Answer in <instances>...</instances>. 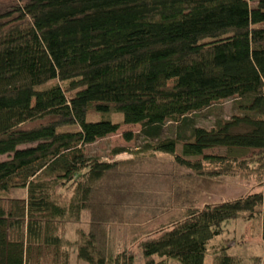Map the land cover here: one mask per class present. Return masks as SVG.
<instances>
[{"label": "trees", "instance_id": "1", "mask_svg": "<svg viewBox=\"0 0 264 264\" xmlns=\"http://www.w3.org/2000/svg\"><path fill=\"white\" fill-rule=\"evenodd\" d=\"M122 123L158 137L120 158L89 149ZM234 173L255 187L198 204ZM257 213L264 240V0L0 5V264H70L73 251L135 264L137 248L141 264H204L226 220ZM227 245L212 264L240 261Z\"/></svg>", "mask_w": 264, "mask_h": 264}, {"label": "rangeland", "instance_id": "2", "mask_svg": "<svg viewBox=\"0 0 264 264\" xmlns=\"http://www.w3.org/2000/svg\"><path fill=\"white\" fill-rule=\"evenodd\" d=\"M14 0H0V5L2 8L8 7ZM216 105L222 106L220 111L223 116L228 117L231 113V98H225L221 103ZM217 117L216 112L205 109L200 112L197 117V123L209 126L214 122V119ZM176 122L169 121L163 125L160 136H169L174 135L176 130ZM125 132H131V137L128 138L125 135ZM158 136L151 137L144 134L140 131L139 123H122L120 127L113 133L98 139L89 145V149L96 150L102 154L103 158L110 157V152L114 148L124 147L125 150L113 154V157L120 158L130 155V149L140 146L145 139L156 140ZM211 151L218 150L217 147L210 148ZM209 150V149H207ZM225 183L218 186L217 191L220 192H209L204 195L200 201L199 205H203L208 201H215L229 196L237 195L248 191L255 187L254 182L251 180L250 176H245L243 174L234 173V175H229L225 177ZM13 195L24 196L26 194L25 189L20 188L12 192ZM69 188L58 187L56 190H52L51 196L63 199L68 197ZM156 196L154 192L153 196ZM164 196V195H162ZM167 198L166 196H164ZM147 199V204L149 203L150 198L145 196ZM149 208L154 205L152 201L151 204H148ZM155 207V206H154ZM151 211V210H150ZM78 222L70 221L65 226L64 232H71L77 225ZM127 233V232H126ZM128 234V233H127ZM227 243V252L239 255L241 257L240 261L237 264H256L264 263V240L262 236V214H256L251 219H241V218H230L224 222V230L222 233L216 235L213 239L210 240V251L206 252L204 258V264H212V247L216 244ZM135 264H141L142 261V252L139 248L135 249ZM260 262H259V259ZM261 257V258H260ZM70 264H89L88 262L77 258L76 252L73 251L71 254ZM169 264H180L179 260L174 257H170Z\"/></svg>", "mask_w": 264, "mask_h": 264}]
</instances>
